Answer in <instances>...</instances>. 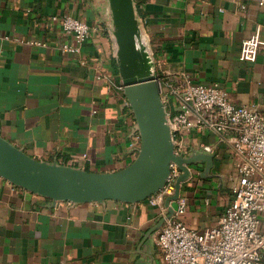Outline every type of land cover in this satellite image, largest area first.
<instances>
[{
  "label": "crops",
  "instance_id": "0c3cea01",
  "mask_svg": "<svg viewBox=\"0 0 264 264\" xmlns=\"http://www.w3.org/2000/svg\"><path fill=\"white\" fill-rule=\"evenodd\" d=\"M134 2L163 78L185 72L217 82L234 103H253L264 112V44L255 61L240 58L242 41L258 27L264 39L259 0ZM65 13L90 25L79 54L62 49L65 41L78 44L52 18ZM121 82L109 0H0V133L30 155L99 171L131 163L136 119L117 87ZM204 139L219 143L218 175L193 172L183 184L188 209L180 215L198 228L218 221L232 199L236 174L232 145L216 134ZM46 201L0 176V264H168L156 232L142 243L163 216L148 199L55 206Z\"/></svg>",
  "mask_w": 264,
  "mask_h": 264
},
{
  "label": "built area",
  "instance_id": "2783aa9c",
  "mask_svg": "<svg viewBox=\"0 0 264 264\" xmlns=\"http://www.w3.org/2000/svg\"><path fill=\"white\" fill-rule=\"evenodd\" d=\"M259 3L264 5V0ZM52 18L59 20L63 30L78 42L65 41L62 49L79 54L80 44L89 37L88 22L69 13ZM15 40L23 41L18 37ZM263 44L258 27L242 41L240 58L255 61ZM80 60L86 63L84 58ZM155 73L168 107L175 154L187 156L194 148L214 152L219 143L207 142L204 137L216 134L220 143L232 145L236 168L232 199L215 224L204 228L189 225L180 217L188 209L187 196L181 194L172 201L174 214L155 234L163 260L168 264H264V112L253 103H234L227 89L217 82L197 81L185 72L163 78L156 67ZM117 87L124 90L122 82ZM140 141L139 132H135L137 147ZM182 172L180 164L172 160L166 183L147 198L152 205L161 207L164 216L168 209L165 198L175 192Z\"/></svg>",
  "mask_w": 264,
  "mask_h": 264
},
{
  "label": "water",
  "instance_id": "95a60500",
  "mask_svg": "<svg viewBox=\"0 0 264 264\" xmlns=\"http://www.w3.org/2000/svg\"><path fill=\"white\" fill-rule=\"evenodd\" d=\"M109 3L118 68L136 119L133 133L139 132L141 136L136 157L117 170H91L56 158H36L0 133V176L44 197L47 206L62 201L105 203L107 199L136 203L164 186L170 163L175 160L183 172L178 177L175 192L165 198L167 214L146 230L144 243L174 214L172 201L182 194L184 182L194 177L191 164L201 166L199 175L203 178L218 175L213 170L220 149L208 152L194 148L187 156L175 154L168 107L161 95L154 56L144 41L135 2L109 0Z\"/></svg>",
  "mask_w": 264,
  "mask_h": 264
},
{
  "label": "rangeland",
  "instance_id": "374dc122",
  "mask_svg": "<svg viewBox=\"0 0 264 264\" xmlns=\"http://www.w3.org/2000/svg\"><path fill=\"white\" fill-rule=\"evenodd\" d=\"M148 46H149V49H150V45L148 43ZM151 51V50H150ZM192 165V168L194 170V173L197 174L198 173V170L200 171L201 169V166L199 164H191Z\"/></svg>",
  "mask_w": 264,
  "mask_h": 264
},
{
  "label": "bare ground",
  "instance_id": "6f19581e",
  "mask_svg": "<svg viewBox=\"0 0 264 264\" xmlns=\"http://www.w3.org/2000/svg\"><path fill=\"white\" fill-rule=\"evenodd\" d=\"M145 41V40H144Z\"/></svg>",
  "mask_w": 264,
  "mask_h": 264
},
{
  "label": "trees",
  "instance_id": "16d2710c",
  "mask_svg": "<svg viewBox=\"0 0 264 264\" xmlns=\"http://www.w3.org/2000/svg\"><path fill=\"white\" fill-rule=\"evenodd\" d=\"M89 169V168H88Z\"/></svg>",
  "mask_w": 264,
  "mask_h": 264
}]
</instances>
